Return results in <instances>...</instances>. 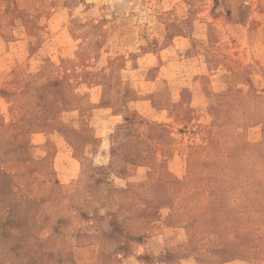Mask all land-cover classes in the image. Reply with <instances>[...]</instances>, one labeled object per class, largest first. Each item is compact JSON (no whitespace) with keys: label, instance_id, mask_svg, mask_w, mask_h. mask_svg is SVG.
<instances>
[{"label":"rangeland","instance_id":"rangeland-1","mask_svg":"<svg viewBox=\"0 0 264 264\" xmlns=\"http://www.w3.org/2000/svg\"><path fill=\"white\" fill-rule=\"evenodd\" d=\"M0 264H264V0H0Z\"/></svg>","mask_w":264,"mask_h":264}]
</instances>
